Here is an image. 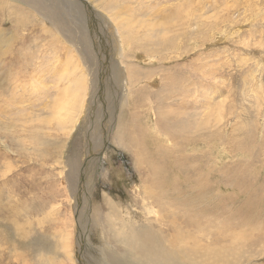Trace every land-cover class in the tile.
<instances>
[{
  "label": "rangeland",
  "instance_id": "374dc122",
  "mask_svg": "<svg viewBox=\"0 0 264 264\" xmlns=\"http://www.w3.org/2000/svg\"><path fill=\"white\" fill-rule=\"evenodd\" d=\"M82 1L93 13L71 0H0V264H15L16 252L21 264H71L54 233L70 219L75 264H99L101 230L121 254L114 264H127L124 232L114 229L180 227L189 235L197 227L179 222L188 212L217 224L203 223L217 246L194 235L201 250L235 253L230 264H264V0ZM25 12L32 25L15 27ZM57 17L83 38L81 53ZM164 19L169 28L152 27ZM119 23L132 38L124 40ZM84 61L95 75L83 90ZM129 67L139 73L134 85ZM78 88L79 112L68 116ZM187 98H198L189 114L198 125L174 135L158 112ZM128 120L137 126L129 149L116 139ZM232 225L242 231L236 238L227 235Z\"/></svg>",
  "mask_w": 264,
  "mask_h": 264
},
{
  "label": "bare ground",
  "instance_id": "6f19581e",
  "mask_svg": "<svg viewBox=\"0 0 264 264\" xmlns=\"http://www.w3.org/2000/svg\"><path fill=\"white\" fill-rule=\"evenodd\" d=\"M26 1V0H25ZM73 3L77 4L79 7H81L83 10L85 11H90V13L92 12L93 13V9L90 8L89 4L85 1H82V0H71ZM34 2V1H32ZM61 1H59L58 3L60 4ZM38 3V2H36ZM57 4V5H59ZM25 5V4H24ZM56 5V6H57ZM28 6V5H27ZM33 6V5H32ZM45 8V7H44ZM41 9V8H40ZM42 13L43 15H45L43 12H40ZM88 13V12H87ZM92 16V15H91ZM65 18V17H64ZM86 18V17H85ZM27 19H28V14L27 12L24 13V15L22 16V18L18 21L15 22V27H20V26H24V27H30L32 24H29L27 22ZM56 21H58V25H60V28L61 26H64V27H67V30L72 34V37L74 38L73 39H69L70 40V44L73 43L74 47L80 51L81 53V48L82 45H83V38H80L78 37L76 34H75V30H72V28H69L67 25H66V21H61L59 20V18H55ZM66 20V19H65ZM85 20V19H84ZM130 21L132 22L131 19H127L124 24L126 26H131L130 25ZM47 22V21H46ZM53 23V22H52ZM90 24V23H89ZM120 24V23H119ZM91 26V25H89ZM120 28L124 31V40H128L130 38H132L133 36L131 34H129L125 29H123V26L120 24L119 25ZM160 26L161 30L164 31L165 29L169 28V24H167V21L166 19H164L163 21L161 22H158V23H154L152 24V27H154V29L156 30L157 27ZM151 27V28H152ZM43 28V27H42ZM59 28V27H58ZM86 28V27H85ZM120 29V30H121ZM60 30V29H59ZM119 31V30H118ZM153 31V30H152ZM154 32V31H153ZM158 32V31H157ZM59 33V32H58ZM149 33V32H147ZM56 34V33H55ZM57 35V34H56ZM64 35V34H63ZM148 35V34H147ZM83 36V35H81ZM145 36V35H144ZM58 37V36H57ZM145 38V37H144ZM59 39V37H58ZM80 39V40H79ZM122 39V38H121ZM157 39L158 38H155L153 40V43L156 44L157 42ZM86 40V39H85ZM80 41V42H79ZM63 42V41H62ZM64 43V42H63ZM67 43V42H66ZM142 43H145V42H142ZM82 44V45H81ZM158 44H163L162 40H160L159 38V43ZM72 45V47H73ZM77 45H80V46H77ZM61 46V45H60ZM67 46V45H66ZM168 46V45H167ZM56 48H58L59 50L61 49L59 46H55ZM164 47V46H163ZM172 47V45H171ZM73 50V49H72ZM79 54V53H78ZM87 54V53H86ZM89 54V53H88ZM87 54V55H88ZM78 56V55H77ZM82 56V54H81ZM86 56V55H85ZM88 58V57H86ZM94 60V59H93ZM87 61V60H86ZM84 61V66L83 68H81L82 72H85L87 71V75H84V76H81V73L79 72V77L82 78L83 80V84L82 86L84 87L83 90L85 89V84H86V81H87V77L89 76V72L90 74L93 76L95 75L94 73V69L93 67H91L90 64H87V62ZM83 64V63H82ZM94 64V63H93ZM98 70V69H97ZM138 75L139 73L137 72V69L136 68H132V67H129L128 68V77H129V80L132 82V84L134 85L135 84V80L138 78ZM96 77V76H95ZM101 78V77H100ZM96 80H93L92 79V83L95 85V82ZM91 86V85H90ZM89 86V87H90ZM80 88V87H79ZM79 88L77 89V95L73 96L72 98L68 99V103H66L65 107L67 108V111L66 113H64V111L60 110V104H59V110L58 112L61 111V113L63 112L64 114L66 115H70V110H73L74 112V109L76 110L77 108L75 107V104H74V99H78L79 101H81L79 99ZM85 93V92H84ZM83 94V93H82ZM202 94V93H201ZM92 95V94H91ZM84 97V96H83ZM83 99V98H82ZM89 99V98H88ZM188 99V98H187ZM205 99V98H204ZM91 100V99H90ZM177 100V99H176ZM195 100H198V98H191V99H188L189 101V105H187L188 101L187 100H182L177 106L176 108H173L168 106L169 108V112L168 114H162L160 112H158V118H157V121H159V124L165 129L167 130L168 132L172 133V134H176L178 130H186L188 128H193V127H196L197 125H195L194 122H192L189 117V114L195 110H197V107L194 106V103H195ZM203 100V99H202ZM64 102V101H63ZM57 103V102H56ZM59 103V102H58ZM78 104L80 102H77ZM89 103V100L88 102ZM203 103H200L199 105L203 106ZM62 104V102H61ZM77 104V105H78ZM171 104H173L171 102ZM198 104V103H197ZM82 105V103H81ZM80 105V106H81ZM63 106V104H62ZM79 106V107H80ZM215 109H219V105L215 104ZM56 107V106H55ZM83 107V106H82ZM175 107V106H174ZM63 108V107H62ZM55 109V108H54ZM79 110H82L79 109ZM176 110V111H175ZM220 110V109H219ZM56 111V110H55ZM78 111V110H76ZM79 112V111H78ZM77 112V113H78ZM203 114L204 112H200L199 114ZM207 113V112H205ZM60 115V114H59ZM73 117V116H72ZM189 117V118H188ZM57 118V117H56ZM54 118V119H56ZM61 119V116L59 117ZM45 119H47L45 117ZM50 118H48L49 120ZM52 119V118H51ZM58 119V120H60ZM85 119H86V116H85ZM188 119V120H187ZM56 119V121H58ZM63 120V119H62ZM54 121V120H52ZM46 122V121H45ZM49 122V121H48ZM51 122V121H50ZM49 122V123H50ZM62 122V121H61ZM204 123V122H202ZM51 124V123H50ZM55 124V122H54ZM87 125V124H85ZM40 126H43V125H40ZM50 125H48L49 127ZM56 126V127H55ZM55 129L58 127L57 125H55ZM53 126H51L52 128ZM53 127V128H54ZM60 127V126H59ZM95 127V125H94ZM122 128V127H121ZM120 128V129H121ZM99 129V128H98ZM118 130L117 132V135H116V139L118 140V142H120L121 144H123L124 146L123 147H126L127 149H129L131 146L135 145L136 143V132H137V126L132 122V120H128L125 124H124V128L123 130ZM203 129V128H202ZM197 130V129H196ZM121 131V132H120ZM58 132V130H57ZM60 132V131H59ZM197 132H200V131H197ZM54 133V132H53ZM63 133V132H62ZM120 133V134H119ZM27 135V134H26ZM59 135V134H58ZM64 136V135H63ZM62 136V137H63ZM94 136V135H93ZM66 137V136H65ZM48 138V137H47ZM63 145V144H62ZM52 147V146H51ZM61 148V147H60ZM47 149V148H46ZM49 149V148H48ZM53 149V148H52ZM46 152V150H44ZM62 151V150H61ZM48 153V151H47ZM46 154V153H45ZM44 154V155H45ZM53 154V153H52ZM59 154V153H58ZM60 155V154H59ZM40 156V155H39ZM49 155L47 154V157ZM53 156V155H52ZM56 156V155H55ZM42 157V155H41ZM40 157V158H41ZM46 157V156H44ZM50 157V156H49ZM48 157V159H49ZM60 157V156H59ZM54 159H56L55 157H53ZM52 158V159H53ZM47 159V158H45ZM47 159V160H48ZM51 160V158L49 159ZM48 160V161H49ZM58 161V160H57ZM51 162V161H50ZM55 162V161H54ZM56 164V163H54ZM57 165V164H56ZM60 166V165H59ZM50 170V169H49ZM184 174V173H183ZM73 177H74V173L72 172V170L70 169L69 170V173L66 177V180H69V187H71V184H72V181H73ZM35 179V178H34ZM91 179V178H90ZM92 180V179H91ZM90 180V181H91ZM86 181V180H84ZM89 181V180H88ZM145 182H147L146 180H144ZM61 183V182H60ZM87 183V182H86ZM85 183V184H86ZM89 183V182H88ZM64 185V184H63ZM92 185V184H91ZM34 186V185H33ZM56 187V186H55ZM87 187V186H85ZM145 187V185H144ZM143 187V188H144ZM33 188V187H32ZM82 188V187H81ZM150 188V187H149ZM88 189V188H87ZM151 189V188H150ZM90 190V188L88 189ZM149 190V189H148ZM59 191H60V188H59ZM62 191V190H61ZM147 192V190H146ZM142 193V192H140ZM152 193V192H151ZM79 194V193H78ZM85 194V193H84ZM87 194V193H86ZM85 194V195H86ZM59 197V196H58ZM142 197V196H141ZM145 197V196H144ZM106 199V202L110 201V202H113L111 201V199L109 197H105ZM74 199V198H73ZM76 199V198H75ZM74 199V200H75ZM82 199V198H81ZM137 199V198H136ZM138 200V199H137ZM139 201V200H138ZM141 201V200H140ZM157 199H155V203L157 204ZM59 203V202H58ZM62 203V202H61ZM70 203V202H69ZM79 203V202H77ZM151 203V202H150ZM159 203V202H158ZM115 204V203H114ZM118 204V203H117ZM115 204V205H117ZM139 204V203H138ZM148 204V203H147ZM153 204V203H152ZM54 205V203L52 204ZM57 205V204H56ZM158 205V204H157ZM159 205H163L161 203H159ZM58 206V205H57ZM151 206V205H150ZM153 206V205H152ZM49 207H52V206H49ZM148 207H149V204H148ZM154 207V206H153ZM157 207V206H156ZM175 207V206H174ZM39 208V207H38ZM41 208V207H40ZM53 208V207H52ZM51 208V210H52ZM57 208V207H56ZM59 208V206H58ZM32 209V208H31ZM35 209V207H34ZM55 209V208H54ZM53 209V210H54ZM60 209V208H59ZM123 209V208H122ZM175 209V208H174ZM42 210V209H41ZM35 211V210H34ZM47 211V210H46ZM50 211V209H49ZM55 211L58 212V209ZM109 211V210H108ZM180 211V209H179ZM42 212V211H41ZM150 212V211H149ZM153 212V211H152ZM173 212V211H172ZM177 212V211H176ZM187 212V211H186ZM35 213V212H34ZM44 213V212H43ZM56 213V212H55ZM59 213V212H58ZM69 213V212H68ZM105 213V217L107 219H109V222L112 223L114 221H112L113 217H114V214L112 213H107V210ZM146 213V212H144ZM151 213V212H150ZM49 214V213H48ZM161 214V213H160ZM171 217H170V220L175 224L177 219L176 217L173 216V213H171ZM175 214V213H174ZM187 214V213H186ZM42 215V214H41ZM99 215L101 216L99 210H96L95 212V215H94V220L96 221L95 223H97V225H100L99 224ZM142 215V214H141ZM155 215V214H154ZM158 215V214H156ZM32 216V215H30ZM118 216V215H117ZM161 216V215H160ZM196 215H192L191 213L188 212V216H185V218L183 219V221H179L181 222V224H184L185 228L186 227H191L193 225H195L197 227V232L196 233H193V230L191 229V234L187 235L185 230L181 229L180 227H178L179 229H175L173 228V231H171V228L168 227L167 229H161V228H158L156 229V227H152L151 225L149 226H140L138 225L139 227H136L133 228V229H130V231H127L129 229H125V228H116L117 229H114V231L116 233H118V235L122 234V243H123V246L125 249H128L127 252L130 254L131 258L128 257V262L126 261L127 264H190V262L193 260V261H196L198 262L199 264H230L229 263V259L231 258L232 261H236L237 259L235 257H237V255L235 253H229V252H221L222 250H219V249H205V250H201V246L200 244L197 242L196 240V236L194 237V235L196 234H199V235H206L210 238V241L209 242H205V245H208V246H217L219 244V242L221 240H218V235L217 234H213L212 231L210 230L212 227H209L206 226V224L204 225L203 223H208L209 226L210 225H213L211 224L210 222V219L204 217L203 215H199L198 218L195 217ZM208 216V215H207ZM56 217V216H55ZM67 217V216H66ZM71 217V216H70ZM103 217V221H104V216ZM143 217V216H142ZM155 217V216H154ZM162 217V216H161ZM164 217V216H163ZM166 217V216H165ZM58 218V217H57ZM115 218V217H114ZM132 218V217H131ZM44 219V218H43ZM42 219V220H43ZM107 219H105L106 221L104 222H107ZM120 220V216L117 218ZM182 219V218H181ZM38 220V219H37ZM41 220V221H42ZM55 220V219H54ZM93 220V222H94ZM114 220V219H113ZM92 221V219H91ZM121 221V220H120ZM123 221V220H122ZM131 221V219H130ZM134 221V220H133ZM132 221V222H133ZM136 221V220H135ZM134 221V222H135ZM161 221V220H160ZM167 221V220H165ZM39 222V221H38ZM103 222V223H104ZM127 221L125 220V223ZM133 222V223H134ZM70 223L71 225H65L63 227V229H58V228H55V235L57 237V239L61 242L60 244V249L62 251H64L65 253V256L70 260L71 264H75V261H74V256H73V241H74V228L72 226V221L70 219ZM136 223V222H135ZM120 225H123V222L122 223H119ZM146 224V223H144ZM151 224V223H150ZM247 224V223H246ZM110 225V224H109ZM126 225V224H125ZM134 225V224H133ZM154 225V224H153ZM170 225V224H169ZM217 225V224H216ZM216 225H213V226H216ZM59 226V225H58ZM106 226V225H105ZM121 226V227H123ZM130 226V225H129ZM172 226V225H171ZM235 226V228L233 227ZM101 227V226H100ZM111 227V225H110ZM218 227V226H217ZM232 228H229V233L227 234L228 237H231V238H236V235L239 233V232H242L240 230V227H238L237 225H232L231 226ZM248 227V226H247ZM102 228V227H101ZM106 228V227H105ZM128 228V227H127ZM130 228V227H129ZM184 228V227H183ZM85 229V228H84ZM113 229V228H112ZM196 229V228H195ZM31 231V230H30ZM196 231V230H194ZM84 232V231H83ZM85 232H87L85 230ZM84 232V233H85ZM83 233V234H84ZM110 233V232H109ZM193 233V234H192ZM115 233H113L114 235ZM165 234H167L169 237H166ZM111 235V234H109ZM191 235V238L190 239H187L188 236ZM100 236L103 240V244L102 246H100V253H95L96 256L99 258L98 259V262L99 264H112L111 261L115 263L119 262L120 258H121V254L118 253L117 249L115 247H113V244L115 243H111L106 235H105V231L104 230H101L100 231ZM116 237V235H114ZM83 238H85V235L84 236H81ZM109 237V236H108ZM114 237V238H115ZM118 237V236H117ZM116 237V238H117ZM115 238V239H116ZM238 238V237H237ZM241 238V237H240ZM120 239V238H119ZM57 240V242H58ZM101 240V241H102ZM121 240V239H120ZM192 241L190 243V241ZM181 241V243H180ZM117 242V241H116ZM121 242V241H120ZM180 244H179V243ZM216 243V244H214ZM120 244V243H119ZM179 244L180 246L178 247ZM55 245V244H54ZM244 245V244H243ZM59 246V245H57ZM56 246V247H57ZM222 246V245H221ZM55 247V248H56ZM251 247V246H249ZM255 247V246H254ZM262 248V247H261ZM238 249V248H237ZM245 249V248H244ZM225 250V249H224ZM239 250V249H238ZM252 250V249H251ZM249 251V250H248ZM259 251V250H258ZM16 252V251H14ZM237 252V251H236ZM246 252V251H245ZM23 254V253H22ZM21 254V255H22ZM240 253H238L239 255ZM251 254V253H249ZM255 254V253H254ZM258 254V253H256ZM14 255V259L16 260L15 261V264H21V262L19 261L20 257L21 256L20 254H18L17 252ZM55 255V254H54ZM84 255V254H83ZM109 255H110V258H109ZM63 256V257H65ZM235 256V257H234ZM247 256V255H246ZM250 256V255H249ZM23 257V256H22ZM41 257V256H40ZM87 257V256H86ZM251 257V256H250ZM24 258V257H23ZM25 258H26V255H25ZM24 258V259H25ZM45 258V256H44ZM66 258V259H67ZM239 258V257H238ZM42 259V258H41ZM253 259V257H252ZM21 260V259H20ZM94 260V258L92 259ZM111 260V261H110ZM240 260V259H239ZM39 261V260H38ZM43 261L44 260H40L37 264H43ZM51 262H55V264H63L61 261L58 263L56 261H53L52 259H50ZM30 263V262H28ZM22 264H27L25 261H23ZM32 264V263H31ZM35 264V263H34ZM235 264V263H234Z\"/></svg>",
  "mask_w": 264,
  "mask_h": 264
},
{
  "label": "water",
  "instance_id": "95a60500",
  "mask_svg": "<svg viewBox=\"0 0 264 264\" xmlns=\"http://www.w3.org/2000/svg\"><path fill=\"white\" fill-rule=\"evenodd\" d=\"M84 121H85V120H83V121L78 125V126H79V130H80V133H81L83 130H86V129L84 128V125H83Z\"/></svg>",
  "mask_w": 264,
  "mask_h": 264
}]
</instances>
